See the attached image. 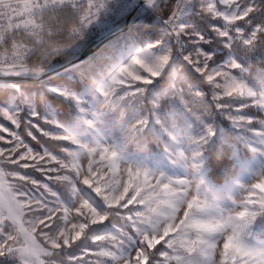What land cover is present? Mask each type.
Returning a JSON list of instances; mask_svg holds the SVG:
<instances>
[{
	"label": "snow or ice",
	"instance_id": "snow-or-ice-1",
	"mask_svg": "<svg viewBox=\"0 0 264 264\" xmlns=\"http://www.w3.org/2000/svg\"><path fill=\"white\" fill-rule=\"evenodd\" d=\"M0 264H264V0H0Z\"/></svg>",
	"mask_w": 264,
	"mask_h": 264
},
{
	"label": "trees",
	"instance_id": "trees-1",
	"mask_svg": "<svg viewBox=\"0 0 264 264\" xmlns=\"http://www.w3.org/2000/svg\"><path fill=\"white\" fill-rule=\"evenodd\" d=\"M35 142H33V144H34ZM37 175H39V174H37Z\"/></svg>",
	"mask_w": 264,
	"mask_h": 264
}]
</instances>
